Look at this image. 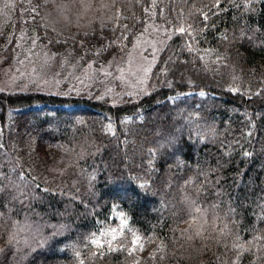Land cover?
<instances>
[{"label": "trees", "instance_id": "obj_1", "mask_svg": "<svg viewBox=\"0 0 264 264\" xmlns=\"http://www.w3.org/2000/svg\"><path fill=\"white\" fill-rule=\"evenodd\" d=\"M151 26L137 103L0 92V264H264V0H0V58L105 64Z\"/></svg>", "mask_w": 264, "mask_h": 264}, {"label": "rangeland", "instance_id": "obj_2", "mask_svg": "<svg viewBox=\"0 0 264 264\" xmlns=\"http://www.w3.org/2000/svg\"><path fill=\"white\" fill-rule=\"evenodd\" d=\"M161 30L160 27L151 26L127 51L112 62L100 65L89 62L76 70H71L70 65L61 67L60 62L46 69L48 64L45 67L44 64L48 62V57L40 49L35 61L21 58L16 62H10L6 58H0V92L76 91L88 93L87 96L97 94L108 99L112 106L122 105L121 101L130 105L137 103L139 97L146 95L151 88L153 65L157 63L162 50V43L156 44L155 41ZM135 109L134 107L131 111ZM234 113L236 112L231 111V114ZM176 209V206L171 205L169 211ZM148 210L152 209L149 207ZM262 210L264 212V207ZM176 211L178 212V209ZM43 228V225H39L34 226L32 230L33 233H38ZM107 237L111 239L110 234H107ZM22 243L24 242L18 241V244Z\"/></svg>", "mask_w": 264, "mask_h": 264}, {"label": "snow or ice", "instance_id": "obj_3", "mask_svg": "<svg viewBox=\"0 0 264 264\" xmlns=\"http://www.w3.org/2000/svg\"><path fill=\"white\" fill-rule=\"evenodd\" d=\"M179 31L180 32H184V29L183 28H180ZM140 187H144V185H141ZM2 190L3 189L0 188V191H2ZM120 217H121L120 231H121V234H122V229H123L124 225L126 224V221L123 219L124 213L121 212L120 213ZM117 231H118L117 229H111L110 232L107 233V234H110L111 235V239L108 240L107 243H108L109 249L112 250V251H115L116 250L115 248L112 247V242L115 241V240H117V234H116ZM102 235H105V234H102ZM138 240H139V237H136L132 241V243H133L134 246L137 245ZM9 243H11V239L9 240ZM91 243L94 244V245H97L98 247H103V244H101L97 239H93L91 241ZM0 251H2V250H0ZM78 255H79V253H77V256Z\"/></svg>", "mask_w": 264, "mask_h": 264}]
</instances>
